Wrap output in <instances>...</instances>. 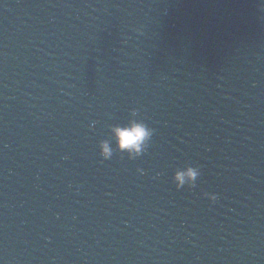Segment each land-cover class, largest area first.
<instances>
[{
    "label": "water",
    "instance_id": "95a60500",
    "mask_svg": "<svg viewBox=\"0 0 264 264\" xmlns=\"http://www.w3.org/2000/svg\"><path fill=\"white\" fill-rule=\"evenodd\" d=\"M0 264H264V0H0Z\"/></svg>",
    "mask_w": 264,
    "mask_h": 264
}]
</instances>
